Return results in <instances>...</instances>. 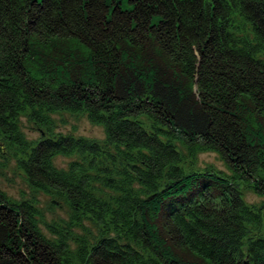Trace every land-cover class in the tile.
<instances>
[{"label": "trees", "instance_id": "trees-1", "mask_svg": "<svg viewBox=\"0 0 264 264\" xmlns=\"http://www.w3.org/2000/svg\"><path fill=\"white\" fill-rule=\"evenodd\" d=\"M127 2L0 0V154L70 209L48 237L36 201L0 189V264H264V0ZM58 111L104 140L56 133ZM178 144L231 174L186 170Z\"/></svg>", "mask_w": 264, "mask_h": 264}, {"label": "rangeland", "instance_id": "rangeland-1", "mask_svg": "<svg viewBox=\"0 0 264 264\" xmlns=\"http://www.w3.org/2000/svg\"><path fill=\"white\" fill-rule=\"evenodd\" d=\"M123 8H129L127 0H121ZM55 124L56 133L71 134L74 136H84L96 140H104V131L102 126L90 122L87 115L83 112L58 111L51 114ZM19 127L27 140L31 142L37 141L43 134L38 127L30 121L26 116L20 114L18 116ZM6 148V156L0 154V189L5 191L10 197L16 200L28 199L35 200L36 206L41 211L40 229L48 237H53L43 222L52 220L67 219L70 209L63 199H58L59 203L52 205L53 198L51 194H46L42 191L32 190L24 176V173L18 168L17 158L9 150L8 144L4 142ZM1 144V141H0ZM181 152L184 154L186 170L191 169H220L227 174H231L220 157L211 151H202L190 157L186 150L178 144ZM5 156V157H2ZM72 158L69 156L57 155L53 162L58 167H66ZM183 160V161H184ZM184 167L183 162L181 164ZM184 167V168H185ZM241 193L244 201L251 206H260L263 197L259 196L254 190L245 182H239ZM81 227L88 232L81 230ZM75 233H86L91 239H98L102 236L101 230L91 220L82 218L80 224L75 223L72 226ZM74 246V243L71 244Z\"/></svg>", "mask_w": 264, "mask_h": 264}, {"label": "water", "instance_id": "water-1", "mask_svg": "<svg viewBox=\"0 0 264 264\" xmlns=\"http://www.w3.org/2000/svg\"><path fill=\"white\" fill-rule=\"evenodd\" d=\"M245 264H248V262L246 261Z\"/></svg>", "mask_w": 264, "mask_h": 264}]
</instances>
